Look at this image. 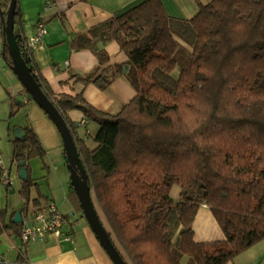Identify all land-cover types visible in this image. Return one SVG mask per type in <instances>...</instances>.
I'll list each match as a JSON object with an SVG mask.
<instances>
[{"label":"trees","instance_id":"16d2710c","mask_svg":"<svg viewBox=\"0 0 264 264\" xmlns=\"http://www.w3.org/2000/svg\"><path fill=\"white\" fill-rule=\"evenodd\" d=\"M16 2L21 55L72 130L96 208L98 201L128 264H184V256L193 264H227L264 238V0H212L192 18L170 15L161 0H143L77 36L74 48L93 50L98 69L109 61L99 41L116 40L128 55L126 77L137 93L114 114L92 106L82 89L51 92L34 73L32 49L16 29ZM10 4L0 0L5 40ZM96 72L77 82L105 90L110 80ZM75 109L98 121L93 146L78 138L68 116ZM25 129V137L12 139L11 162L19 169L22 160L46 154L35 130ZM34 186L30 176L22 180L24 207ZM203 204L223 240H195ZM12 219L0 209V233L21 227Z\"/></svg>","mask_w":264,"mask_h":264},{"label":"crops","instance_id":"0c3cea01","mask_svg":"<svg viewBox=\"0 0 264 264\" xmlns=\"http://www.w3.org/2000/svg\"><path fill=\"white\" fill-rule=\"evenodd\" d=\"M142 1L20 0L22 22L17 25L18 32L27 39L36 33L39 22L44 23L48 29L44 38L32 49L34 73L48 82L53 93L75 94L82 89L86 100L96 109L113 114L119 112L137 93L126 77L130 68L128 55L116 40L107 43L99 41L98 46L108 52L109 61L98 69L99 59L96 53L89 48H74L73 41L81 33H87L92 27ZM161 1L170 15L178 18H192L199 12L200 5L208 4L212 0ZM118 65L123 67L121 72L117 69ZM125 67H127L126 71ZM94 72H96L95 78L102 75L110 80L105 90L96 83L83 87L77 82V77ZM29 95L13 70L12 58L3 35L0 13V141L2 142V137L6 133L8 142L12 143V139L16 138L14 130L17 126L22 127L25 132L26 127H32L35 130L46 150L42 159L47 171L42 177V185L38 182L39 178L31 176L30 162L29 160L26 162L28 176L37 184L32 190L39 193L34 194L33 197L38 198L40 203L38 206L33 203L34 210L31 213L51 201L55 202L68 217L69 223L66 228L73 236L71 241L49 235L43 239L24 243L20 233L23 219L29 213L28 206H23L19 209L22 213V222L19 223L21 227L18 230L9 228L0 233V258H4L8 264H23L24 261H29L31 264H115L83 212L80 217H75V194L71 186L70 168L63 138L56 124L34 100H30ZM68 116L76 127L78 138L87 144L91 143L89 138L93 137L96 129L98 130V121L89 118L79 109L70 110ZM83 119L87 120L85 125L81 124ZM93 120L95 126L91 127ZM1 121L6 123L2 125ZM78 128H83L85 131L82 133ZM9 159L11 162L12 154ZM11 164L14 175L22 182L20 169L15 163L11 162ZM41 186L45 188V192ZM2 187L7 192L11 187L0 183V209L7 208L9 221L11 216L14 219L19 210L9 208L7 204L3 205ZM180 193L181 188L175 185L172 188V195L178 198ZM42 197L46 198L45 202L42 201ZM76 197L78 198L77 195ZM193 229L197 242L225 238V233L212 208L207 204L200 206L193 222ZM182 261L184 264H193L188 256H184ZM227 264H264V238Z\"/></svg>","mask_w":264,"mask_h":264},{"label":"water","instance_id":"95a60500","mask_svg":"<svg viewBox=\"0 0 264 264\" xmlns=\"http://www.w3.org/2000/svg\"><path fill=\"white\" fill-rule=\"evenodd\" d=\"M16 0H11L10 9L7 18L4 20V31L6 33V44L9 49L10 56L13 62V70L17 73L19 79L23 83L27 92L33 100L46 112L49 118L56 124L64 141V148L67 156L68 165L70 168L71 183L75 189L78 199L81 204L84 217L87 219L92 230L98 237L100 243L109 254L115 264H128L115 242L113 241L110 232L105 226L92 197V190L88 183V175L84 168L82 158L79 153L78 145L68 123L55 106L50 97L42 89L38 80L32 73L30 67L21 55L19 46L16 42L14 33V17L16 11ZM127 70V67L124 69ZM15 137L23 138L26 135L22 127H15ZM20 177L23 180L28 179V170L26 160L20 163ZM14 222H22V213L17 211Z\"/></svg>","mask_w":264,"mask_h":264},{"label":"built area","instance_id":"2783aa9c","mask_svg":"<svg viewBox=\"0 0 264 264\" xmlns=\"http://www.w3.org/2000/svg\"><path fill=\"white\" fill-rule=\"evenodd\" d=\"M48 29L46 25L39 22L36 33L27 38V46L33 49L46 35ZM86 119H83L81 124L85 125ZM15 178L12 171L11 162L7 163L3 159L0 149V181L6 187L14 186ZM69 219L60 207L53 201L49 202L41 209L27 214L23 219L21 228V238L24 243H29L37 239H43L49 235H53L59 239L71 241L72 234L66 228ZM0 264H8L4 258H0ZM23 264H31L29 261H24Z\"/></svg>","mask_w":264,"mask_h":264},{"label":"rangeland","instance_id":"374dc122","mask_svg":"<svg viewBox=\"0 0 264 264\" xmlns=\"http://www.w3.org/2000/svg\"><path fill=\"white\" fill-rule=\"evenodd\" d=\"M180 42L187 47V49L189 50H192V46L187 44L186 42L184 41H181ZM179 70V69H178ZM178 70L176 72H178ZM175 72V73H176ZM4 121H1V124L3 125ZM81 126V125H80ZM91 127H94L95 126V121L93 120L90 124ZM78 130L80 132L83 133V131H85V129L83 128H78ZM95 132H97V129L95 130ZM96 133H94L95 135ZM93 135V136H94ZM91 140V143L89 142L88 145L90 146H93L94 143H93V137L89 138ZM1 142V141H0ZM0 149L2 151V155H3V159L5 162L9 163L10 162V156L12 154V150H13V144L11 142H8V137H7V134L5 133V135L2 137V142L0 144ZM29 162H30V166H31V176H34L36 178H39V183L43 185L42 183V177L44 176V174L46 173V169L47 167H45V162L43 161V159L40 157V156H34V157H31L29 159ZM66 169V168H65ZM68 169V168H67ZM69 172V170H68ZM69 176H70V173H69ZM21 180L19 177H16L15 178V184L14 186H11V188L9 189V191L7 192L5 190L4 187H2V200H3V205L7 204L9 206V208L11 209H21L23 206H25V200L24 198L20 195L19 193V189H20V186H21ZM35 188V187H34ZM42 188V186H41ZM45 188H42L43 192ZM33 191V190H32ZM34 194H39L38 192L36 191H33L31 192V195H30V200H29V203H28V213H31L32 210H34V205H33V196ZM73 194H75V203L76 204V208L74 209L75 210V217H80V215L82 214V208H81V204L79 203L78 201V198L76 197V192L73 191ZM42 201L45 202L46 201V198L45 197H42ZM96 204H97V207H98V210L100 212V215H101V218L105 224V226L107 228L110 229V226L107 222V219L104 215V213L102 212V209L100 208L99 204H98V201H96ZM71 216V215H70ZM74 216V215H73Z\"/></svg>","mask_w":264,"mask_h":264}]
</instances>
